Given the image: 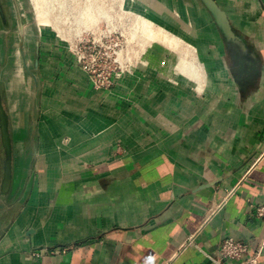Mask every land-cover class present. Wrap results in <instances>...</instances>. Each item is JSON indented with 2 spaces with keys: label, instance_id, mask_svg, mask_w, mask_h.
I'll list each match as a JSON object with an SVG mask.
<instances>
[{
  "label": "crops",
  "instance_id": "obj_1",
  "mask_svg": "<svg viewBox=\"0 0 264 264\" xmlns=\"http://www.w3.org/2000/svg\"><path fill=\"white\" fill-rule=\"evenodd\" d=\"M175 2L203 79L181 65L193 82L136 74L96 92L74 65L40 62L38 104L22 86V101L14 92L7 102L12 119L0 100L12 146L5 195L0 166V264H213L224 237L264 238V0H215L242 48L198 0ZM22 4L0 0L2 30L18 22L21 39ZM35 39L67 42L50 31Z\"/></svg>",
  "mask_w": 264,
  "mask_h": 264
},
{
  "label": "rangeland",
  "instance_id": "obj_2",
  "mask_svg": "<svg viewBox=\"0 0 264 264\" xmlns=\"http://www.w3.org/2000/svg\"><path fill=\"white\" fill-rule=\"evenodd\" d=\"M21 1L26 18L22 23L25 27L22 39L19 30L23 31V28L19 26L18 22L15 24L16 26L18 24V28L14 27V30H8L7 33L0 26V100H2L5 109L9 110L12 119H14L12 104H7V102L12 98L15 91H19L22 89V86H25L23 89L29 99H34L37 104L40 96H43L40 62L42 64L47 62L49 68L51 67L52 69L55 64L61 68L64 65L69 66L72 64V67L74 65L84 74L87 83L96 92L112 91L118 87H123L136 74H139L140 78L143 77L147 81L158 74L165 79L180 77L193 82V79L176 71H180L181 65L188 68L190 62L194 64V74L200 73L203 79V74L197 65L199 62L196 60L195 52L191 48L192 44L190 46L186 44L189 41L184 31L185 27L189 28V24L186 25L184 18L186 13L172 12L173 8L175 10L177 5L175 0ZM34 7L36 10L40 9L37 15L41 21L45 22L42 28H39V24L36 22L37 16ZM150 10L155 12L156 15L150 16L148 14ZM168 10L170 13L172 12L175 27L165 22L168 18L164 15L167 14ZM71 15L76 17L70 19ZM12 20H15V18L13 17ZM54 24L61 25L62 29L56 30ZM76 25L81 29L78 31L83 32L81 37L77 38V41L79 38H86L88 40H92V38L105 39L106 36L113 39L118 38L121 44L118 59L120 66L110 58L97 60V66L94 68L98 69L96 72L98 76H94L95 82H93L90 74L86 71L88 65H90L89 56L87 55L88 58L79 63L73 52L77 41L76 43H70L73 35L79 29L76 28ZM164 30L173 33L175 37L183 42V45L178 46L176 44L173 48L170 44L168 45L158 40L157 33ZM45 31H50L57 38L65 39L67 42L62 41L63 43L56 45V47L53 45L43 46L40 43H36L37 40L35 38H39L40 34L43 36ZM58 31L61 32V35ZM109 45V43L106 44V46ZM185 45L187 48L189 47L191 52L187 51ZM50 47L57 50V52H65L71 57L70 60L48 61L47 59L43 61V57L45 58L43 52L50 49ZM35 49H37V66L34 65ZM106 51L109 54L112 53L111 49H107ZM102 52L104 53L105 51L102 50ZM97 56L100 58L102 54H98ZM50 57L52 56L48 58ZM108 72H114L116 75H112L111 77L113 85L109 89H105L103 81ZM60 76L56 80H60ZM36 82H38L39 87L33 91V86ZM24 90L15 92L14 98H19L22 101L21 98L24 93L21 92H24ZM20 109L21 107L18 110L19 112L21 111ZM3 159L4 152L0 146L1 167Z\"/></svg>",
  "mask_w": 264,
  "mask_h": 264
},
{
  "label": "built area",
  "instance_id": "obj_3",
  "mask_svg": "<svg viewBox=\"0 0 264 264\" xmlns=\"http://www.w3.org/2000/svg\"><path fill=\"white\" fill-rule=\"evenodd\" d=\"M109 43V46L106 44ZM121 46L118 38L113 39L109 36H106L105 39H95L88 40L86 38H79L76 47L73 52L79 63L83 62L84 59H87L89 56L90 65H88L87 73L90 74L91 80L95 82V77L97 70V60L100 59H112L118 63ZM111 49L112 53L109 54L106 50ZM105 51L104 53L102 52ZM102 54L99 58L97 55ZM112 75H116L114 72H108L104 77L103 86L105 89H109L113 82L111 80ZM217 206L216 209H218ZM255 215L259 218H264V206H259L255 209ZM264 250V238L258 240L254 244L250 245L239 240L234 239L233 237L226 236L224 237L218 247V250L213 256H211V261L213 264H259V258L262 255Z\"/></svg>",
  "mask_w": 264,
  "mask_h": 264
},
{
  "label": "water",
  "instance_id": "obj_4",
  "mask_svg": "<svg viewBox=\"0 0 264 264\" xmlns=\"http://www.w3.org/2000/svg\"><path fill=\"white\" fill-rule=\"evenodd\" d=\"M206 11L209 13L213 20L218 32L222 36L224 41H233L241 48V43L237 40L236 36L232 32L226 14L217 5L215 0H198ZM34 65L37 66V49H35ZM33 78H35L33 76ZM35 81V79H34ZM0 143L4 152L3 159V176L1 179V193L6 194L9 190L12 179V146L11 139L8 130V116L0 104Z\"/></svg>",
  "mask_w": 264,
  "mask_h": 264
},
{
  "label": "bare ground",
  "instance_id": "obj_5",
  "mask_svg": "<svg viewBox=\"0 0 264 264\" xmlns=\"http://www.w3.org/2000/svg\"><path fill=\"white\" fill-rule=\"evenodd\" d=\"M39 12H40V10H39ZM157 39L160 40L161 42L168 44V45L170 44L173 48L176 46V44H178V46L183 45V42L180 39L175 37L173 33H170L169 31H166V30H164L163 32L157 33ZM178 46H177V48H178ZM185 47H186V45H185ZM186 49H187V51H190L189 47L188 48L186 47ZM193 66H194V64L190 62V66L188 65V68H184L183 71L184 72L186 71L187 75H193L194 74Z\"/></svg>",
  "mask_w": 264,
  "mask_h": 264
}]
</instances>
